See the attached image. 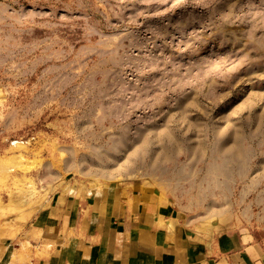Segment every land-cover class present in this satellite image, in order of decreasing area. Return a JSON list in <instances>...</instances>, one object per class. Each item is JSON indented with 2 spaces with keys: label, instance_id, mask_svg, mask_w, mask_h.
Listing matches in <instances>:
<instances>
[{
  "label": "rangeland",
  "instance_id": "rangeland-1",
  "mask_svg": "<svg viewBox=\"0 0 264 264\" xmlns=\"http://www.w3.org/2000/svg\"><path fill=\"white\" fill-rule=\"evenodd\" d=\"M2 143L0 244L58 180L264 163V0H0Z\"/></svg>",
  "mask_w": 264,
  "mask_h": 264
},
{
  "label": "crops",
  "instance_id": "crops-1",
  "mask_svg": "<svg viewBox=\"0 0 264 264\" xmlns=\"http://www.w3.org/2000/svg\"><path fill=\"white\" fill-rule=\"evenodd\" d=\"M192 163L175 182L55 181L0 244V264H264L263 161Z\"/></svg>",
  "mask_w": 264,
  "mask_h": 264
},
{
  "label": "trees",
  "instance_id": "trees-1",
  "mask_svg": "<svg viewBox=\"0 0 264 264\" xmlns=\"http://www.w3.org/2000/svg\"><path fill=\"white\" fill-rule=\"evenodd\" d=\"M2 145H5V143H4V144H3V143H2V144H0V148H1V146H2Z\"/></svg>",
  "mask_w": 264,
  "mask_h": 264
}]
</instances>
